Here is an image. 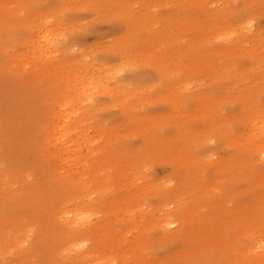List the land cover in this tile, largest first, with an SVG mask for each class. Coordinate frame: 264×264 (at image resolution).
Wrapping results in <instances>:
<instances>
[{
    "label": "rangeland",
    "instance_id": "rangeland-1",
    "mask_svg": "<svg viewBox=\"0 0 264 264\" xmlns=\"http://www.w3.org/2000/svg\"><path fill=\"white\" fill-rule=\"evenodd\" d=\"M99 1L0 0V13L7 15L6 18L3 17L0 24L10 22L11 14H18L19 18H25V21L32 22L34 14L45 12L46 29L51 30L50 34L58 40L65 39L69 41L73 51L83 53L86 55L85 59L95 62L94 66L82 67V73L77 72L75 65L71 69L69 64L65 63L68 61L66 59H62L60 62L61 69L50 68L48 70L47 60L44 58L38 62L35 58L29 57L30 47L25 48L22 44L21 38L26 35H29L30 38L33 34L34 23L30 22L28 26L30 29L27 32L21 29L17 32L14 27V32H11L12 34L15 33L13 34L12 43H9L10 40L7 42L8 38H5L3 25H0V48L7 46L6 49L11 59L15 55L14 61L19 65L13 68L14 77L26 79L22 80L25 84L24 91H49L48 88H45V85H51V87L58 85L62 74L61 70L65 72L71 70L73 74L75 72L87 77H94L105 74L109 69L119 67L124 72L127 64L132 63L135 69L147 72L148 76L141 83L131 85L137 90L133 96L141 101L137 107L157 111L160 117L172 116L169 119L190 121V132L193 137L186 145V149H183L178 156L179 159L169 156V147L163 148L166 155L154 153L152 149L140 154L139 152L143 146V135L137 134L135 128L120 117L117 112L118 105L105 91L107 88H104L103 82L88 84L91 80H87V88L91 91H86L83 96L90 95L109 102L110 105L100 113H111L114 118L98 124L95 117L89 115L85 121L78 125V128H73L71 133L74 140L79 144L76 150L75 146H71L70 148H63L59 152L55 150L52 144H47L49 152L54 153V156H50V161L40 160L39 155L36 162L30 158L29 163L30 167L41 168L47 177L51 172L58 171L67 176L66 181H71L68 189H56L54 187L48 197L51 198L52 205L50 208L48 205L44 208L43 228H47L48 232L53 233L59 231L58 242L61 253H56L52 261L55 264H140V259L144 256L146 262L143 259L142 264H156L162 258L167 264H202L196 262V258L205 253L206 250H212L214 251L212 253L218 258L219 264L229 258H231L229 261V264H231L238 250L234 246L235 243L246 250L248 246L251 248L258 246L261 230H264L262 224L260 227L256 226L254 232L251 231L248 236L222 234L210 241H204V239H200L198 242L188 241L191 237L187 238L185 233L199 224L212 222L215 219L212 218L214 216L222 217L214 221L219 222L214 229H219L223 218L227 217L229 221L236 216L237 205L244 202L243 196L245 194L250 196L251 201L257 193L258 189L255 188L256 186L253 183L256 174L250 168H246L242 175L237 174V177H240L238 184L227 173V169L224 166L218 168L217 163L225 155L228 156L229 160H231V155H235L241 161V149H244L249 158H256V155L259 154L264 142H259L260 139L258 142H253L252 138L259 125V120L264 117V113H261L264 112V93L261 95L256 94L253 85L252 90L247 94L242 91L245 85L252 84L250 78L243 83L236 78L228 79L226 82L224 80L223 83L220 81L219 85L223 84L225 94H222L221 91H162L159 94L158 92H139L157 91L158 87L154 70L146 67L143 69L144 66L151 65L149 60L147 64V58H143L146 45L136 42L130 50L125 46H115L116 39L123 33L126 20L123 14L128 11V7L125 11L119 10V4L123 0L114 1L112 4L109 3L105 6ZM225 1L228 0H203V6L221 7L224 6ZM229 2L234 5L238 4V0H229ZM93 3H97V5L94 7ZM129 6L134 12L143 14L149 22L146 30L154 34L159 31L158 29L163 24L161 20L158 21L155 17L161 14L166 16L170 14V10H173L170 8V0H131ZM259 8L260 6L255 7V10ZM175 17L174 14L173 18ZM236 17H238V20L231 18L223 23L224 28L234 29L238 24L234 32L245 31L246 28H248L249 33L257 31L261 35L260 49L263 53L261 56L264 57V14L256 17L248 14V12H239ZM205 28L206 26L202 27L200 34H198L199 37L202 38L201 33ZM206 31L209 32L212 38L215 27L210 31ZM168 33V31L159 32L161 39L156 44V52L160 51V46L165 42ZM219 42L225 43L223 40H213L214 44ZM56 54L59 57V54ZM256 62L262 64L264 59L256 60ZM139 63H143L144 66ZM232 63L236 66L234 70H240V75L245 72V67L248 64L239 55L237 58L232 59ZM137 64L139 65L137 66ZM263 66L264 64L261 65V67ZM16 68L19 69L16 70ZM47 75L50 78L47 83L37 79L47 78ZM261 80L262 78H260L258 84L261 83ZM19 81H15L17 89ZM192 81L193 88L196 87L193 86L196 82L199 83V86L204 87L208 85L210 78L202 72L195 71ZM184 94L196 96L194 103L174 107L171 100L180 98ZM204 96L211 97V99L219 97L221 102L213 110H209L203 103L209 99H203ZM113 99H115L114 96ZM196 100H201V102H196ZM86 108L87 105L82 99L81 91H79V118L89 113ZM223 118H226V121L221 124L223 127L235 132L236 135L239 133L243 137L240 139L241 141H237L239 143L236 145L240 147L237 148L236 146L237 152L232 151L234 141L225 144L228 139L227 134H222L216 128V125H219L220 120ZM182 127L177 122L170 123L169 128H165L166 134L164 137L169 139L175 132L173 128ZM101 129H105V131L102 132ZM244 135L247 136L246 139H244ZM231 140H233V136ZM69 144L67 143V145ZM188 154H192L197 159V168L193 165L190 168V163L181 162L182 156ZM115 166H118L119 169L122 168L124 174L118 172ZM30 171L32 173L26 171L23 180L20 176L16 177L12 186L17 187L18 184L24 181H30L35 172L33 169ZM189 175L191 179L188 178ZM12 180L13 178L9 182H12ZM204 182L206 183L203 185ZM163 185L179 188L176 191L175 203L171 202L172 198L162 199L156 194V190L161 189ZM191 186L192 191L188 190V187ZM243 187L253 192L238 193V189ZM132 194H135L137 198L128 202L126 197ZM258 202L257 200L256 204ZM177 204L187 205L189 210L193 212L188 219L190 223H188L184 236L180 239H174V236H170L176 235L177 232L178 235H181L178 231L180 225L178 222L170 225L168 233L164 232L160 223V215L173 213L172 211L176 210ZM249 206L248 201L242 208L243 213ZM37 208L39 207L35 209ZM262 211L264 215V210ZM69 212L84 216L86 220H90V224L95 226L91 228L93 230V233L90 234L92 238L85 237L87 239L85 245L92 249V245L97 243L96 252H91L87 257L76 262L67 259V256L62 253V250L66 247V230L62 226V220L69 221L71 219ZM38 213L39 217L43 215L42 210H39ZM147 220L149 221L148 226L146 225ZM27 224L31 226V229H35L34 221L27 222ZM13 226L14 230H19L18 232L14 231V236L23 239L24 234L21 233V230L26 227ZM95 230L96 233H94ZM182 230L184 229L182 228ZM145 238L149 241L146 243L145 250L140 252L141 258L133 261L136 257L127 255L125 259L123 254L130 250L129 247L142 243ZM137 240L139 241L137 242ZM25 244L27 246L26 242ZM85 245L84 249H88V246ZM263 246L258 247V250ZM0 252L3 254L0 255V260H2L0 264H20V258L25 253V251L16 252L15 249L8 252V248L4 245L0 246ZM170 252H197L198 255H195L191 262L186 260L176 262L168 257ZM32 254L34 256L32 260L35 261V258L37 260L39 252H32Z\"/></svg>",
    "mask_w": 264,
    "mask_h": 264
},
{
    "label": "bare ground",
    "instance_id": "bare-ground-1",
    "mask_svg": "<svg viewBox=\"0 0 264 264\" xmlns=\"http://www.w3.org/2000/svg\"><path fill=\"white\" fill-rule=\"evenodd\" d=\"M114 1L121 0H100L99 2H102L105 6L109 3L112 4ZM130 2L131 0H123L119 4V10L125 11L128 7V11L123 14L126 18L123 33L116 39L114 45L125 46L129 50L136 42L146 45V52L143 53V58H147V64L149 60L151 65L144 66L143 63L139 64L144 66L143 69L146 67L154 70L157 76L158 87L157 91L139 92H158L159 94L162 91H221L222 94H225L226 91L222 87L223 84L219 85L220 81L223 83L224 80L226 82L228 79L236 78L243 83L250 78L252 84L249 86L245 85L242 91H245L247 94L252 90L253 85L255 86L254 91H256V94L261 95L264 93V66L261 67L264 62L262 64L256 62V60L264 59L261 56L263 53H261L260 49L261 35L257 31L249 33L248 28L245 31L234 32L238 24L234 29L224 28V25H222L231 18L238 20L236 14L239 12H248V14L256 17L264 14V0H238L237 5L230 3L228 0L227 2L225 1L224 6L214 8L204 7L203 0H170V8L174 11L170 10V14L166 16L165 14H161L155 17L156 20L163 22L156 34L146 30L149 22L141 12H134L130 9ZM97 3H93L94 7ZM258 6L260 8L255 10V7ZM174 14L177 19L176 17L173 18ZM4 16V13H0V21L3 20ZM10 17V22L0 25H3L2 29L4 34H6L5 38H8L7 42L10 40L9 43H12L13 34L15 33L12 34L11 32H14V27L17 32L19 29L27 32L30 29L28 26L31 21L19 18L18 14H11ZM31 23H34L33 34L30 38L29 35L21 38L22 44L25 48L30 47L29 57L35 58L38 62L45 58L47 65L49 64L48 70L50 68L61 69L59 64L62 59L68 60L65 63H68L71 69L75 65L78 73H82V67L84 66H94L95 62L85 59V54L73 51L69 41L65 39L58 40L50 34L51 30L46 29L47 20L45 12L37 15L34 14ZM205 26L206 28L201 33L203 35L201 38L198 34H200L199 32L202 27ZM214 27L215 33L211 38L209 32L206 30L210 31ZM161 31H168L169 33L165 42L160 46V51L156 52V44L161 39L159 35ZM213 40H223L225 43L219 42L214 44ZM6 48L7 46L0 48V246L4 245L8 248V252H11L13 249L16 252L25 251L20 258V264H55L52 261L54 255L61 253L58 242L59 231L53 233L48 232L47 228H43L44 208L47 205L50 208L52 205V200L48 197L54 187L56 189H68L70 188L71 181H66L67 176L58 171L51 172L47 177L41 168L30 167L29 163L30 158L36 162L39 155L40 160L45 159L46 162L50 161V156H54V153L49 152L47 144H52L55 150L59 152L63 148H70L71 146H75L76 150L79 144L74 140L71 133L73 128H78V125L85 121L89 115H93L98 124L114 118V115L111 113H100L110 105L109 102L103 101L101 98L91 97L90 95L83 96L86 91H91L87 88L86 81L91 80L88 84L103 82L104 88H107L105 91L118 105L117 112L120 117L128 121L135 128L137 134L143 135V146L139 152L140 154L152 149L154 153L166 155L163 148L169 147V156L179 159L180 157L178 156L182 153L183 149H186V145L193 137L190 132L191 122L182 119H169L172 116H166V118L160 117L157 111H152L145 107L138 108L137 106L141 101L133 96L137 90L131 87V85L141 83L146 78L147 72L135 69L132 63L127 64L124 72L119 67L109 69L105 74L94 77H87L75 72L73 74L71 70H67V72L61 70L62 74L60 75V83L58 85L53 87L45 85V88H48L47 90L49 91H24L25 84L22 80L26 79L14 77L13 68L19 65L14 61L15 55L11 59ZM56 53L59 54V57ZM238 55L245 60V63H248L245 67V72L241 75L240 70H234L236 66L232 63V59L237 58ZM18 69L16 68V70ZM195 71L208 75L210 78L208 85L202 87L196 82L193 85L196 87H192V77ZM46 77L36 78L47 83L50 78L48 75ZM260 78L262 80L258 84ZM16 80H20L18 89L15 87ZM79 91H81L82 99L85 101L87 105L86 109L89 112L82 118H79L78 112ZM113 96L115 99H113ZM195 98L196 96L194 95L184 94L180 98L171 100V104L174 107L191 105L194 103ZM206 98L209 100H205L203 103L209 110H213L221 102L219 97L214 99L208 96L203 97V99ZM196 102H201V100H196ZM262 118L259 120V125L253 135V142H258L259 139V142H264V117ZM225 121L226 118L221 119L220 124L216 125V128L222 134H227L228 139L225 144H230L234 141L232 151L237 152L236 144L239 143L237 141H241L240 139L243 137L239 133L236 135L235 132L223 127L221 124ZM172 122H177L183 127L173 128L175 129L174 134L167 139L164 137L166 134L165 128H169V124ZM100 131L104 132L105 129H101ZM232 136L233 140H231ZM246 138L247 136L244 135V139ZM70 142L71 144H69ZM237 148L240 147L237 146ZM240 152L242 155L241 161L235 155L230 156L231 160L225 155L217 163L218 168L224 166L227 169V173L238 184L240 177H237V174L242 175L246 168H250L256 174L253 183L256 186L255 188L258 189L257 193L252 197L251 201L250 196L245 194L243 196L244 202L237 205L235 210L236 216L229 221L227 217L223 218L224 220H221L219 229H214L219 224V222L216 223L214 221L221 216H214L212 218L215 219L212 222L195 226L191 231L185 233L187 238L191 237L188 241L198 242L200 239L210 241L222 234L228 236L243 234L248 236L251 234V231L254 232L256 226L260 227L261 224L264 226L262 211L264 210V146L259 150L256 158H249L244 149H241ZM181 162H188L190 163V168L192 165L197 168V159L192 154L183 155ZM115 167L118 172L124 174L122 168ZM31 169L35 172L30 181H24L18 184L17 187L12 186L16 177L20 176L23 180L26 171L32 173ZM12 178V182H9ZM188 178L191 179V176L189 175ZM247 189L244 187L238 189V193H243L244 191L246 193L253 192ZM177 190L179 188L165 187L163 185L161 189L156 190V194L162 199L172 198L171 202L175 203L174 199ZM188 190L192 191V186L188 187ZM126 198L130 202L134 201L137 197L135 194H132ZM257 200L259 201L258 204H256ZM248 201L250 206L243 213L242 208ZM36 207L39 208L35 209ZM175 209V211H172L173 213L169 212L165 215H160V223L163 226L164 232L168 233L170 225L178 222L180 224L178 231H180L181 235H178L177 232L176 235L170 236H174V239H180L184 236L183 234L188 223H190L188 219L193 212L184 204H177ZM39 210L43 211V215L40 217ZM69 213L71 219L69 221L62 220V226L66 230V247L62 250V253L67 256V259L76 262L79 259L87 257L91 252H96L97 243L92 245V249L88 245H85L87 243L85 242L87 240L85 237L92 238L90 234L93 233V230L91 228L95 226L90 224V220H86L84 216L74 212ZM30 221H34L35 229H31V226L27 224ZM148 224L149 221L147 220L146 225L148 226ZM13 225L26 227L21 230V233L24 234L23 239L22 237L18 238L16 235L14 236V231L18 232L19 230H14ZM261 231L258 246L255 248L248 246L246 250L244 247H239L238 243L234 244L238 250L231 264H264V230ZM94 233H96V230ZM148 241L145 238L142 243L129 247L130 250L123 254L125 259L127 255L129 257H136L133 261L140 259V252L145 250ZM84 245L88 246V249H84ZM262 246L263 248L258 250V247ZM32 252H39L35 261L32 260L34 258ZM212 252L214 251L206 250L205 253L196 258V262L219 264L218 258ZM0 255L3 254L0 252ZM195 255H198V253H168V257L176 262L178 260L191 262ZM143 259L146 262V259L142 256L140 264L143 263ZM230 260L231 258L221 261L220 264H229ZM156 264L167 263L162 258Z\"/></svg>",
    "mask_w": 264,
    "mask_h": 264
}]
</instances>
